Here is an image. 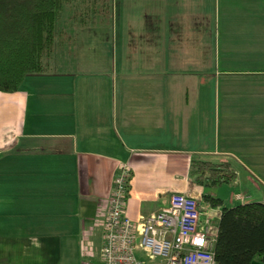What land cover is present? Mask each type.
<instances>
[{"label": "crops", "instance_id": "obj_1", "mask_svg": "<svg viewBox=\"0 0 264 264\" xmlns=\"http://www.w3.org/2000/svg\"><path fill=\"white\" fill-rule=\"evenodd\" d=\"M108 1L94 24L111 25L112 47L77 31L70 67L52 52L45 72L0 91V264L98 262L122 164L136 222L178 192L197 200L215 240L222 208L264 203V0ZM209 33L210 84L208 56L193 47ZM192 160L229 162L237 180L205 188L189 175Z\"/></svg>", "mask_w": 264, "mask_h": 264}, {"label": "trees", "instance_id": "obj_2", "mask_svg": "<svg viewBox=\"0 0 264 264\" xmlns=\"http://www.w3.org/2000/svg\"><path fill=\"white\" fill-rule=\"evenodd\" d=\"M108 0H0V91L14 92L25 77L43 73L52 55L56 21L65 3L101 11ZM189 175L205 188L231 185L237 174L229 162L192 160ZM212 206L219 198L204 194ZM215 264H264V203L222 208L214 241Z\"/></svg>", "mask_w": 264, "mask_h": 264}, {"label": "built area", "instance_id": "obj_3", "mask_svg": "<svg viewBox=\"0 0 264 264\" xmlns=\"http://www.w3.org/2000/svg\"><path fill=\"white\" fill-rule=\"evenodd\" d=\"M131 171L122 164L113 175L111 193L102 227V244L98 262L83 264H142L136 252H146L158 264H215L214 238L209 236L208 220L199 223L200 207L194 197L174 192L168 205L142 221L125 213ZM81 255L92 256L84 240Z\"/></svg>", "mask_w": 264, "mask_h": 264}, {"label": "rangeland", "instance_id": "obj_4", "mask_svg": "<svg viewBox=\"0 0 264 264\" xmlns=\"http://www.w3.org/2000/svg\"><path fill=\"white\" fill-rule=\"evenodd\" d=\"M79 4L76 3H65L60 10V13L58 15L57 21H56V35H55V43H54V49H53V58L62 57L65 58V62L67 63V67L71 66V59L75 55V48H82V44H80L81 40L88 38V37H99L98 41L101 42L100 45H96L95 47L98 48V46L103 47L104 49L108 50L109 47H112V45L109 43H106L105 39L109 38L108 41H110L112 28L111 25H102L98 27V25H95L94 23H98L99 21L103 23V20H106L107 17H105L106 13L101 16H99V13L101 11H88L87 8L79 7ZM92 21H87V20ZM96 20V21H95ZM87 24H91V28L87 26ZM84 25V26H83ZM77 31H80L83 33L84 37L77 35L75 37V33ZM92 37V38H93ZM79 40V41H78ZM104 41V43H103ZM87 47V46H86ZM195 49L198 51L205 53L208 56L207 64L208 67V75L207 79L209 81L208 84H210V66L211 64L215 62L214 58L216 53L218 52L217 45L215 42V39L213 37V33H209L208 42L206 45H193ZM213 58V61H212ZM97 71V69H94ZM96 242V251L99 252L100 250V242H101V232L100 230L97 232V235L95 237ZM142 254H137V258L141 260L142 257L145 259H149L146 252L141 251Z\"/></svg>", "mask_w": 264, "mask_h": 264}, {"label": "water", "instance_id": "obj_5", "mask_svg": "<svg viewBox=\"0 0 264 264\" xmlns=\"http://www.w3.org/2000/svg\"><path fill=\"white\" fill-rule=\"evenodd\" d=\"M252 264H261V263H259V262H253Z\"/></svg>", "mask_w": 264, "mask_h": 264}]
</instances>
